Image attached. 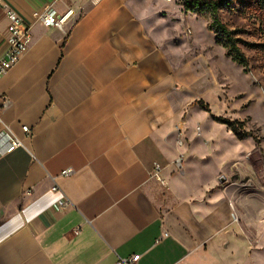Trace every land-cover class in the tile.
<instances>
[{"label":"crops","instance_id":"obj_1","mask_svg":"<svg viewBox=\"0 0 264 264\" xmlns=\"http://www.w3.org/2000/svg\"><path fill=\"white\" fill-rule=\"evenodd\" d=\"M141 1L0 0V58L6 11L32 26L0 76L2 117L21 137L23 125L33 131L0 155V264H116L134 253L140 264H258L232 223L226 176L189 166L201 153L177 144L181 124L211 125L147 32ZM47 7L72 9L63 29L33 20ZM155 163L165 186L149 176Z\"/></svg>","mask_w":264,"mask_h":264},{"label":"rangeland","instance_id":"obj_2","mask_svg":"<svg viewBox=\"0 0 264 264\" xmlns=\"http://www.w3.org/2000/svg\"><path fill=\"white\" fill-rule=\"evenodd\" d=\"M188 1L142 0L137 8L147 32L182 75L179 87L193 91L199 118L211 125L206 133L201 119L193 127L181 124L177 144L184 156L201 153L189 166L217 167L226 176L222 186L231 188L238 215L232 223L258 252L255 261L264 264V7L261 0H226L219 9L221 23L241 40L249 61L244 67L215 42L211 12L189 9ZM219 118L236 122V131Z\"/></svg>","mask_w":264,"mask_h":264},{"label":"built area","instance_id":"obj_3","mask_svg":"<svg viewBox=\"0 0 264 264\" xmlns=\"http://www.w3.org/2000/svg\"><path fill=\"white\" fill-rule=\"evenodd\" d=\"M171 1V0H167ZM72 9L67 10L64 14H59L52 7L33 11L32 17L35 22H40L46 26H53L59 29H63L68 19L72 15ZM6 14L9 19V34L7 37L8 49L3 57L0 58V76L11 69L19 60L21 55L27 51L29 44L32 40V26L26 23L19 14L13 10L8 9ZM4 100L3 95L0 94V102ZM25 135L19 136L13 129L10 123L6 122L2 117V110L0 108V144L3 147L0 148V155L12 152L13 150L24 146V138H28L33 134V131L27 125L22 127ZM198 133L201 132L200 127L197 129ZM184 157L180 154L174 161V166L177 170H181L183 167ZM161 167L155 163L154 168L149 171V176L156 177L161 185L165 186V181L160 175ZM73 172L72 168H68L63 171L64 175H69ZM64 206V205H63ZM230 206L233 210L232 219L238 221V215L235 206L230 202ZM168 232H165L163 236H167ZM142 255L134 253L127 257H118L116 264H140Z\"/></svg>","mask_w":264,"mask_h":264},{"label":"trees","instance_id":"obj_4","mask_svg":"<svg viewBox=\"0 0 264 264\" xmlns=\"http://www.w3.org/2000/svg\"><path fill=\"white\" fill-rule=\"evenodd\" d=\"M229 2V0L227 1ZM261 4L264 7V0H261ZM226 0H189L187 3V7L192 10H199V11H209L212 14V24L210 29L216 34L215 42L217 44H222L226 50L227 54L231 56L232 60L244 67L249 65L248 58L243 53L242 49L240 48L241 40L237 38V33L228 29L224 24L221 23L219 17V9L227 6ZM196 104L200 105L205 111H209V105L204 103L203 100H199ZM223 123L228 124L230 127L236 131L234 127L236 122L229 121L228 119H217Z\"/></svg>","mask_w":264,"mask_h":264}]
</instances>
